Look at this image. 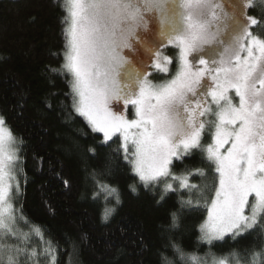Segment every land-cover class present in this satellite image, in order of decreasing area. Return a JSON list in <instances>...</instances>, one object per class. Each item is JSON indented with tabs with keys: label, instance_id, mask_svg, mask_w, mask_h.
Listing matches in <instances>:
<instances>
[{
	"label": "trees",
	"instance_id": "16d2710c",
	"mask_svg": "<svg viewBox=\"0 0 264 264\" xmlns=\"http://www.w3.org/2000/svg\"><path fill=\"white\" fill-rule=\"evenodd\" d=\"M249 14L258 21L251 31L264 38V0ZM66 16L65 0H0V116L19 141L20 158L19 190L12 193L17 235L5 242L25 249L20 264H52L53 256L55 264H193L191 257L199 264L204 257L254 264L253 254L264 253L259 223L221 242L201 238L218 186L205 151L209 135L173 161L171 176L145 188L119 138L104 143L75 111L71 75L63 68ZM166 53L172 62L166 74H154L158 83L178 69L176 49ZM172 176H187L197 188H181ZM101 185L117 188L119 202L105 198ZM106 208L113 209L107 219ZM255 264H264V256Z\"/></svg>",
	"mask_w": 264,
	"mask_h": 264
},
{
	"label": "snow or ice",
	"instance_id": "6c2138e0",
	"mask_svg": "<svg viewBox=\"0 0 264 264\" xmlns=\"http://www.w3.org/2000/svg\"><path fill=\"white\" fill-rule=\"evenodd\" d=\"M68 3L63 68L73 77L75 111L87 119L93 131L102 133L105 141L120 134L125 159L145 188L169 177L174 158L182 159L200 148L206 126L214 127L213 143L205 151L208 160L215 164L218 186L207 206L201 238L211 243L222 240L227 233L235 237L258 223L264 227V38L250 30L257 19L246 16L235 43L213 59L201 53L216 38L210 25L218 18L214 9L219 5L213 0H181L188 13L183 18V31L178 32L175 27L163 31L159 27L162 39L151 49L156 57L155 68L167 71L157 48L164 42L178 48V70L167 83L154 85L127 53L143 45L142 34L150 30L164 0ZM251 3L246 0L245 6ZM205 13L211 14V20L202 19ZM164 22L161 17V25ZM163 61L172 62L168 56ZM233 92L238 103L233 102ZM114 105L124 109L131 105L136 118L128 119L122 111H114ZM206 116H214L215 120L201 119ZM16 143L5 117L0 116V264H20L19 257L25 253L18 245L5 242L17 235L10 203L16 179L13 167L18 160ZM196 172L204 176L203 169ZM172 179H178L181 188H197L188 183L187 176ZM15 187L18 191L19 184ZM172 188L171 183L165 184L166 191ZM100 190L105 198L114 196L119 202L117 188L101 185ZM249 197H253L251 202ZM112 211L105 209L106 219ZM176 224L173 213L172 226ZM35 255L33 250L30 256ZM261 256L264 253L253 254L254 264L255 258ZM190 259L199 264L196 257Z\"/></svg>",
	"mask_w": 264,
	"mask_h": 264
},
{
	"label": "rangeland",
	"instance_id": "374dc122",
	"mask_svg": "<svg viewBox=\"0 0 264 264\" xmlns=\"http://www.w3.org/2000/svg\"><path fill=\"white\" fill-rule=\"evenodd\" d=\"M259 0H252L251 5L245 6L246 5V0H213L214 4H218L219 7L214 9L217 15V20L213 21L210 25V28L214 30L217 35L214 40V42L211 45H208L205 47V52L201 53L202 55L206 54L209 55L210 58H217L220 54L223 53L224 49L227 47L232 46L235 43L236 38L241 34L244 24L246 22V16L250 15L249 14V8ZM65 8L68 16V8H69V3L68 0H65ZM243 13V15H242ZM187 10L182 7L181 0H164L163 3V8L161 12L156 16V20L153 19L152 24L150 25V30L146 33L142 34V39L144 41L143 45H138L136 50L134 52H128L127 55L129 58L133 61L134 65L137 67V69L143 68V70L148 74V79L151 80V82L154 85H163L165 83H158L156 80L155 75H161V73L166 74L168 72V67L170 63H165L163 61L164 56H168L172 60V56L167 54L166 51H169L171 49H176L177 52V57L179 53V49L176 48L174 45H169L166 42L161 44L157 50L160 53L159 59L161 63H164V66L167 68V71H159L155 68V62H156V57L154 54L151 52V49L154 44H156L157 41L161 40L162 38L159 36V27L163 31H168L171 28L175 27L178 32L183 31V18L187 16ZM161 17L165 18V22L161 25L160 19ZM203 20H211V14L205 13L204 16L202 17ZM252 26L250 27L251 30ZM165 52V53H164ZM243 55V54H242ZM178 70V69H177ZM176 74V73H175ZM71 75V73H70ZM175 76V75H174ZM71 80L73 81V77L71 75ZM170 81V80H169ZM72 84V82H71ZM73 93V91H72ZM74 95V93H73ZM233 96V102L238 103V97H235L234 92L231 93ZM207 100L211 102V97H208ZM211 107L215 109V105L211 104ZM113 110H120L124 113V115L128 119H135V109L131 105L128 106L127 109H124L121 105H114ZM78 113V112H77ZM79 114V113H78ZM80 115V114H79ZM81 116V115H80ZM83 117L86 122L88 123L87 119L84 116ZM201 119L205 120H210L214 121L215 117L214 116H206L202 117ZM88 125L91 127V125L88 123ZM92 129V127H91ZM93 131V129H92ZM94 133H97L102 136L103 142L104 143H109L113 141L116 138H119L120 140V149L125 155L121 145H122V140L120 138V134L117 133L115 134L111 140L105 141L103 134L93 131ZM214 132V127L206 126L204 132L201 135V144L204 142L205 138L207 135H209L210 138V144L213 143L212 140V134ZM13 134V133H12ZM13 136L16 138V136L13 134ZM17 143L14 145V147L17 149V156L18 160L15 162L14 167H13V174L15 175L16 179L13 181V189H16L15 185L18 183V172H19V141L16 138ZM194 150V149H193ZM192 151V150H191ZM130 155V154H129ZM186 156V155H185ZM174 160H177L174 158ZM173 160V161H174ZM169 170H171V165ZM171 173V172H170ZM171 176V175H170ZM12 193L10 195V203L12 204L13 208V199H12ZM250 202L253 200V197H249ZM15 212V213H14ZM13 214H16L18 217V210H13ZM246 214H249V209H246ZM207 220V219H206ZM15 227V225H14ZM252 229H249L245 232H242L241 234L235 236V237H240L251 231ZM233 236L232 233H227L222 240H213L211 243L208 241L204 240L207 244H212L214 242H221L225 238ZM210 258V257H208ZM208 258L204 257V263L203 264H219V261L223 259H212V261H208ZM226 261V260H225ZM226 264H230L228 261H226Z\"/></svg>",
	"mask_w": 264,
	"mask_h": 264
}]
</instances>
